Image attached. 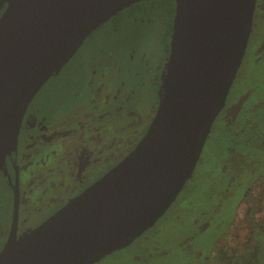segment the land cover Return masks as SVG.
Segmentation results:
<instances>
[{
  "label": "water",
  "instance_id": "95a60500",
  "mask_svg": "<svg viewBox=\"0 0 264 264\" xmlns=\"http://www.w3.org/2000/svg\"><path fill=\"white\" fill-rule=\"evenodd\" d=\"M141 0H11L0 16V167L17 149L40 88L104 22ZM158 109L121 161L17 238L15 205L0 264H95L131 244L194 172L242 65L257 0H175Z\"/></svg>",
  "mask_w": 264,
  "mask_h": 264
},
{
  "label": "flooded vegetation",
  "instance_id": "af4514ba",
  "mask_svg": "<svg viewBox=\"0 0 264 264\" xmlns=\"http://www.w3.org/2000/svg\"><path fill=\"white\" fill-rule=\"evenodd\" d=\"M10 1L0 0V16L9 6ZM140 3L143 6L134 7L141 5ZM172 8L174 9L173 13ZM127 11H130L129 16L149 28L160 20L156 37L165 56L158 59L156 53L150 57L143 53L139 55L142 51L139 49L138 55L136 54L139 58L137 60L132 54L133 51L127 50L126 43L119 44L121 35L118 36L117 33L122 25L117 21L122 17L119 12L94 30V36L103 29L109 37L107 43L100 45L101 50L97 51L99 55L94 56V63H98L94 69H81L83 72L81 74L72 71L73 83L69 82V86H66L64 90L58 88L57 91L56 88L52 89V94L47 92L46 104L54 102L53 98L57 97L60 100H66L65 106L60 109L56 108V112L47 110L42 113L33 110L35 101L41 97L45 90H50L47 88L51 83L49 81L59 76V70L40 88L25 112L16 151L11 156H7L0 167V193L6 199L2 202L3 209L0 212V251L9 237L15 205L18 207L17 238H20L114 167L135 148L147 132L162 95L171 52L176 3L175 0H144L125 8L122 13L125 15ZM124 20L126 19L124 18ZM254 41L259 43L258 50L262 48L261 45L264 44V8L261 6L260 0H257L247 49H249V44ZM131 67L135 70L132 71ZM77 80L80 84H85L84 92L77 88ZM145 90H148L149 100H147ZM258 94L259 91L256 99L254 97L256 102L252 105L255 110L261 111L257 120L248 117L242 119L241 124L249 129L260 126L258 135L260 142H256L251 133L247 135L244 132H237V134L244 138L246 144L264 149V91L259 96ZM87 95L89 96L87 97ZM231 103L225 102L213 128L222 114L226 115L224 119L227 122L231 113L230 105H233ZM242 108L234 116L236 117L235 122L238 121ZM57 114H59L58 117ZM111 119H114V123H110ZM96 133L100 136L99 142L94 146ZM126 133L131 135L134 140L133 144L127 148L124 147L126 144L123 142L125 137L123 135ZM110 136L114 138L113 142H108ZM113 147H117L118 152L113 151ZM107 153L109 157L113 156L109 165L95 175L89 173V168L94 171V165L102 164ZM246 155L250 156L251 154L246 153ZM100 156L102 158H99ZM246 168L250 172L245 175L247 180L256 177L258 166L249 162ZM260 168L264 169V165H261ZM234 172L237 173V169ZM261 199L262 196H259L254 202L258 205ZM45 201H47L46 205ZM252 203L250 201V207H253ZM244 204L245 202H243L241 210H243ZM34 205H38L37 211L41 217L35 223L27 224V219L30 216L29 209ZM259 207H262L261 211L264 213V204ZM151 227L139 237H144L143 235ZM233 236L238 238L236 233H233ZM253 245L257 244L248 242L239 247L245 249L251 248ZM218 262H221V259ZM151 264L157 263L152 259Z\"/></svg>",
  "mask_w": 264,
  "mask_h": 264
},
{
  "label": "rangeland",
  "instance_id": "374dc122",
  "mask_svg": "<svg viewBox=\"0 0 264 264\" xmlns=\"http://www.w3.org/2000/svg\"><path fill=\"white\" fill-rule=\"evenodd\" d=\"M260 4L264 8V0H260ZM128 14L130 15V11L125 12L126 20L123 19L121 29L117 33L118 36L121 35L119 44L126 43L127 50L133 51L132 54L137 60L139 58L136 54L138 55L139 49L142 50L139 55L143 53L150 57L156 53L158 59L165 56L156 37L160 20L149 28ZM107 35L103 29L96 36L93 32L78 47L60 67L59 76L49 81L51 83L47 88L50 90H45L35 101L34 111L56 112V108L65 106L66 100L57 97L53 98L54 102L46 104L47 92L52 94V89L56 88L57 91L58 88L64 90L69 86V82L73 83L72 71L81 74L83 73L81 69H94L98 64L94 63V56L99 55L97 51L101 50L100 45L107 43L109 38ZM258 44L255 41L249 44L226 99L227 104L229 102L233 104L230 105L231 113L227 122L224 119L226 115L222 114L208 137L196 169L177 199L143 235L144 237L141 236L142 238L139 237L133 244L111 252L95 264H151L152 259L157 264H221L218 262L221 259L220 247L225 243L229 244L228 246H244L248 242L261 245L260 259L261 264H264V213L261 211L262 207H259L264 204L261 202L264 200V169L260 168L264 165V149L246 144L244 138L237 134V132H244L247 135L251 133L256 142H260L258 139L260 126L249 129L241 124L244 118L253 117L257 120L261 112L252 107L256 102L258 91L259 94L264 91V44L259 50ZM131 70L134 71L135 68L131 67ZM77 88L84 92L86 86L78 81ZM147 91L145 90V94L149 100ZM241 108L242 113L235 122L234 116ZM110 123H114V119H111ZM99 136L98 133L94 135V141L96 140L94 146L99 142ZM123 136H125L123 142L126 144L124 147L133 144L131 135L126 133ZM113 141L114 138L110 136L108 142ZM116 149L117 147H113V151L118 152ZM246 153L251 155L248 156ZM112 159L113 156L109 157L107 153L102 162V164L106 162L103 167L102 164L94 165V171L89 168V173L94 175L99 173ZM249 162L258 166V171L256 177L247 180L245 175L250 173L246 168ZM235 169L237 173L234 172ZM259 196H262V199L257 205L254 200ZM4 200H6L4 195L0 193V212ZM250 201L253 202V207H250ZM243 202L245 204L241 210ZM46 203L47 201L44 202L45 205ZM37 206L30 207L27 224L35 223L41 217ZM233 233L238 235L237 239L233 238Z\"/></svg>",
  "mask_w": 264,
  "mask_h": 264
},
{
  "label": "trees",
  "instance_id": "16d2710c",
  "mask_svg": "<svg viewBox=\"0 0 264 264\" xmlns=\"http://www.w3.org/2000/svg\"><path fill=\"white\" fill-rule=\"evenodd\" d=\"M143 1L144 0H141L138 2H143ZM141 6L143 5L141 4V5H137L134 7H141ZM172 6L174 5L172 4ZM122 11H120L122 17L119 20H117L119 23H122L123 19L125 18ZM173 12H174V9L172 8V13ZM228 245L229 244L225 243L222 247H220L219 252H220V258H221V264H261V259H260L261 247L258 244L251 246V248H245V249H242L239 246L230 247Z\"/></svg>",
  "mask_w": 264,
  "mask_h": 264
}]
</instances>
